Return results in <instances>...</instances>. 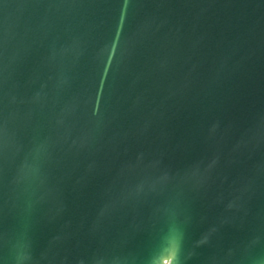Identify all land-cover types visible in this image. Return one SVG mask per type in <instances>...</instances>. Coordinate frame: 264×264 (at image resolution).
<instances>
[{"label": "water", "instance_id": "water-1", "mask_svg": "<svg viewBox=\"0 0 264 264\" xmlns=\"http://www.w3.org/2000/svg\"><path fill=\"white\" fill-rule=\"evenodd\" d=\"M0 264H264V0H0Z\"/></svg>", "mask_w": 264, "mask_h": 264}]
</instances>
